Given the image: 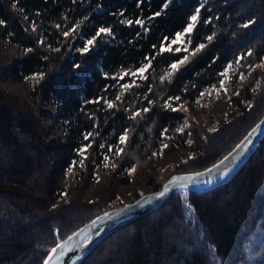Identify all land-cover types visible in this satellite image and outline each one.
<instances>
[{"label": "trees", "instance_id": "1", "mask_svg": "<svg viewBox=\"0 0 264 264\" xmlns=\"http://www.w3.org/2000/svg\"><path fill=\"white\" fill-rule=\"evenodd\" d=\"M11 1L7 9L0 0V38L23 51L0 48V264H42L58 240L95 214L174 171L216 160L264 112V0ZM101 28L108 31L97 36ZM229 60L236 63L232 81L240 75L241 83L218 110L192 111L189 102L221 80ZM12 71L38 79L27 92H12L4 85ZM44 97L65 122L64 142L45 135ZM75 138L90 140L87 162L74 183L54 184L55 165ZM176 144L185 145L178 159L155 163L159 148ZM103 151L112 156L111 172L96 174L100 182L86 195L90 159ZM130 167L138 172L135 190L114 201L111 176ZM80 264H264V136L230 179L175 190L108 233Z\"/></svg>", "mask_w": 264, "mask_h": 264}, {"label": "rangeland", "instance_id": "2", "mask_svg": "<svg viewBox=\"0 0 264 264\" xmlns=\"http://www.w3.org/2000/svg\"><path fill=\"white\" fill-rule=\"evenodd\" d=\"M2 2L7 9L13 8V4L11 0H2ZM21 22L25 26L28 27L31 26L24 16H21ZM177 33L182 34V32H177ZM176 34L173 37V40L178 41V43L180 44L181 42H183V37L181 35L180 38L177 39ZM0 48L3 51L14 49L15 52L18 54H21L23 51L21 45H18L15 42H11L9 44L4 43L2 42V38H0ZM235 67H236V63L231 60L227 61L224 64L223 68L221 69V72L223 74L221 80L217 83L205 85L202 91L189 102V106L192 109V111L196 113H200L203 111L209 112L211 110H218L223 105L226 97L228 96L230 88L238 86L242 81V77L240 75L232 81V74L235 71ZM37 79H38L37 73H30L27 75L20 76L12 71L10 76L7 79H5L4 85L12 92H27L29 86ZM221 81H223V86H221ZM40 105H41L40 119L42 124L44 125L45 135L47 139H53L54 141L64 142L66 139L65 138L66 126L64 120L51 105L48 98L44 97L41 100ZM101 144L102 142L99 145ZM89 145H90V140L84 142L82 140H79L78 138H75V140L71 145L66 146L67 148H66L65 156L62 159V161L57 162L52 174V181L54 184L56 183L72 184L75 182L76 180L74 176L75 171L83 169L87 162V157L89 154L87 148L89 147ZM184 149H185V145H179V144H176L175 148L171 150L161 147L155 152L153 160L155 161L156 164L160 166H164L178 159L180 157L181 151ZM102 154L103 157L102 156L99 157L98 160L95 155L90 159V162L93 165L92 171L94 175L89 177L84 182L83 189L86 195H89L93 190V188L96 185H98V183L100 182V177L97 176L96 174L104 177H108L111 172L109 168V163L113 162L112 156L109 151H103ZM125 175H127L128 178H125ZM137 175L138 172L135 171L132 167H130L124 170L122 174L111 176V181L114 182L115 190L117 194L114 198V201L118 199L119 200L128 199L131 192L135 190L134 179L136 178ZM62 201H63V196L61 194L56 198V202L60 203Z\"/></svg>", "mask_w": 264, "mask_h": 264}, {"label": "water", "instance_id": "3", "mask_svg": "<svg viewBox=\"0 0 264 264\" xmlns=\"http://www.w3.org/2000/svg\"><path fill=\"white\" fill-rule=\"evenodd\" d=\"M263 135L264 112L225 153L213 162L201 168L174 171L158 187L145 190L132 200L107 208L76 227L52 247L57 244L62 245V248L53 254L51 264H80L108 233L141 214L159 207L175 190L202 191L227 181L247 161ZM165 188L168 189L166 192ZM161 192H164V195H159ZM105 213L108 215L105 216ZM61 251L63 255L59 254Z\"/></svg>", "mask_w": 264, "mask_h": 264}, {"label": "snow or ice", "instance_id": "4", "mask_svg": "<svg viewBox=\"0 0 264 264\" xmlns=\"http://www.w3.org/2000/svg\"><path fill=\"white\" fill-rule=\"evenodd\" d=\"M165 6H167V5L165 4ZM196 11H197V13H199V8ZM156 15H160V13H156ZM190 20H191L192 23H189L188 24V26L184 29V33H189L191 31V29H192L195 21L197 20V15L191 16L190 17ZM2 23H3V21L0 20V24H2ZM129 23H131V22H129ZM136 23L139 24V23H141V21L137 20ZM248 23L251 24L253 22L252 21H249ZM247 26H248L247 24L244 25V27H247ZM107 31H108V29L101 28L97 32L96 35L99 36L101 33H104V32H107ZM65 35H67V33H65ZM176 35H177V39H179L182 34L181 33H177ZM209 39H211V37H209ZM94 41H95V37H93L92 39L87 40L86 43H85L84 48L82 49V51H84V52L89 51V46L93 45L94 44ZM172 43L174 44V43H176V41H172ZM203 47H204V45H200L199 46V48H203ZM199 48L197 49V51L199 50ZM163 50H165V49L162 47L161 48V51H163ZM176 50L179 51L180 49H176ZM186 59H187V57H185V60ZM183 62L184 61H180V63H183ZM145 67H147V65H145ZM171 67H172L173 70H175L177 68V64H173V65H171ZM141 71H143V69H141ZM221 86H223V81H221ZM109 106H111V105H109ZM178 131H180V129H178ZM121 140L123 141L124 140V137H121ZM237 147H240V145H237ZM167 190L168 189L165 188V192ZM159 195H161V196L164 195V192H161ZM107 215L108 214L105 213V216H107ZM97 219H99V218H97ZM93 223H95V222H93ZM69 239H71V237H69ZM61 248H62V245L61 244H57L54 248H52L50 250L49 256L45 259L44 264H51V262L53 260V254L57 253V250L58 249H61ZM59 254L60 255H63V252L61 251Z\"/></svg>", "mask_w": 264, "mask_h": 264}, {"label": "bare ground", "instance_id": "5", "mask_svg": "<svg viewBox=\"0 0 264 264\" xmlns=\"http://www.w3.org/2000/svg\"><path fill=\"white\" fill-rule=\"evenodd\" d=\"M264 136V135H263ZM262 139V138H261Z\"/></svg>", "mask_w": 264, "mask_h": 264}]
</instances>
